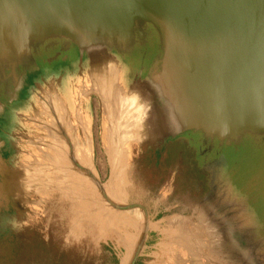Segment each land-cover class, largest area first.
Returning <instances> with one entry per match:
<instances>
[{
	"label": "water",
	"instance_id": "water-1",
	"mask_svg": "<svg viewBox=\"0 0 264 264\" xmlns=\"http://www.w3.org/2000/svg\"><path fill=\"white\" fill-rule=\"evenodd\" d=\"M174 142L211 173L217 233L229 222L244 264H264V0H0L1 229L98 238L95 207L135 209L116 195L137 150Z\"/></svg>",
	"mask_w": 264,
	"mask_h": 264
},
{
	"label": "flooded vegetation",
	"instance_id": "flooded-vegetation-1",
	"mask_svg": "<svg viewBox=\"0 0 264 264\" xmlns=\"http://www.w3.org/2000/svg\"><path fill=\"white\" fill-rule=\"evenodd\" d=\"M153 37L143 42L145 44L138 39L135 51L123 60L134 63L137 52L142 51L144 48H140L143 46L152 45ZM92 107L95 112L94 130L97 126L99 134L97 101L93 100ZM137 151L139 153L131 160L132 185L129 190L133 198L130 203L143 209L148 220L159 223L162 228H156L159 234L149 232L134 264H244V253L236 231L232 235L231 224L223 220L226 229L217 233L218 223L222 219L218 205L212 202L214 197L210 196L211 173L202 166L195 148L190 144L185 146L174 142L154 150L149 156L142 150ZM207 161L204 157V166ZM110 174L108 166L107 174L104 176L101 173L102 180H108ZM40 211L45 212V208L42 207ZM3 212L0 207V221ZM167 217L170 219L166 220ZM169 220L168 227H163V223ZM45 223L52 225V222L44 219L38 221L37 226L27 220L25 235L7 233L9 226L0 228V264L120 262V253L113 243L100 241L97 244L94 238L68 241L66 229L61 223H54L53 226L62 233L53 235ZM171 223L175 228V238L171 235ZM2 230L6 233L2 234ZM124 252L121 249V253Z\"/></svg>",
	"mask_w": 264,
	"mask_h": 264
},
{
	"label": "rangeland",
	"instance_id": "rangeland-1",
	"mask_svg": "<svg viewBox=\"0 0 264 264\" xmlns=\"http://www.w3.org/2000/svg\"><path fill=\"white\" fill-rule=\"evenodd\" d=\"M95 137H96V164H97V167L99 169L100 175L102 173L105 176L107 174L109 164L107 162V159L105 157V154L103 153L102 147H101L100 142H99L98 127L97 126L95 129ZM109 169H110V166H109ZM79 172L81 173L79 175H83L85 178V175H84L85 173H83V171H79ZM80 178L82 179L83 177L80 176ZM130 186L127 188V190H128L127 196L129 195L128 202L131 201L133 198L131 196V192L129 190ZM78 190L79 189H77L76 192ZM119 190H120L119 187L115 188L114 192L116 193ZM116 196H118L119 201L124 202L120 191H119V193L117 192ZM95 209H96V213L94 214L95 218L90 219V223L88 224V226H90V228H92V231L97 232L96 236L98 238L93 237V236H87V237H83L82 240L83 239H89L90 240V239L94 238V239H96L95 241L97 244H100V241L101 242L103 241V242L108 243V244L113 243L114 246L116 248H118V251L120 253V262L115 261V264H127L131 260V257L133 256V254L136 253L135 249L139 245V244L135 245V243H136V239H137V236L139 234V231L141 230V224L142 223L139 222V225H138V223L131 217V215H129L130 212H125V213L119 214L118 210L114 209L112 207V205H108L105 207H95ZM153 217H155V216H153ZM136 218H137V214H136ZM137 219H139V215H138ZM167 219H170V218L167 217L166 220ZM66 222H67V220L65 221V223ZM169 222H170V220L167 222H164L163 227H166V226L168 227ZM166 223H167V225H166ZM171 225H172V223H171ZM147 226H148V229H147V235L145 237V240H146L147 236L149 235L150 231H155L156 234H159L158 230L156 228H158V229L162 228V227H160L159 223H155V222L152 223L151 221L148 220V218H147ZM65 229H67V227ZM174 229L175 228L172 225V227H170V231L172 232L171 235L173 238H175V236H176V234H175L176 232ZM165 231L168 232L167 228ZM161 232L165 233L164 231H161ZM104 233L108 234V235L103 236ZM99 237H101V238H99ZM159 237H160V235H159ZM145 240H144V242H145ZM144 242L140 247V250L136 256V259L139 256V254L141 253V249L143 248ZM121 249L125 250V252L121 253Z\"/></svg>",
	"mask_w": 264,
	"mask_h": 264
},
{
	"label": "bare ground",
	"instance_id": "bare-ground-1",
	"mask_svg": "<svg viewBox=\"0 0 264 264\" xmlns=\"http://www.w3.org/2000/svg\"><path fill=\"white\" fill-rule=\"evenodd\" d=\"M124 182V181H123ZM123 185V184H122ZM121 186V185H120ZM120 189H122L123 190V186H121V187H119ZM120 193H121V196L123 197V200H124V202L125 201H128V198H129V196H125L126 194H125V192H123V191H120ZM128 194V193H127ZM130 205H131V203H130V201L128 202ZM132 206V205H131ZM129 214V213H128ZM136 214H137V218H138V213L135 211V209L133 210V211H131L130 212V214L129 215H131V217L138 223V225H139V222H141L142 224V229H143V227L145 226V222H147L146 221V219H142V218H140V219H137L136 218ZM139 217H143V216H140L139 215ZM144 225V226H143ZM103 228V227H102ZM142 229L139 231L140 233H141V231H142ZM137 238H138V236H137ZM137 244H139L138 243V240L136 239V243H135V245H137Z\"/></svg>",
	"mask_w": 264,
	"mask_h": 264
},
{
	"label": "crops",
	"instance_id": "crops-1",
	"mask_svg": "<svg viewBox=\"0 0 264 264\" xmlns=\"http://www.w3.org/2000/svg\"><path fill=\"white\" fill-rule=\"evenodd\" d=\"M131 168V167H130ZM131 171V170H130ZM129 178H130V173H129ZM132 184V183H131ZM127 193H128V190H127ZM129 196V195H128ZM132 205V204H131ZM133 206V205H132ZM134 208H135V211L140 215V216H143V214L141 213V212H139V210H141L142 212H144L143 211V209H139L138 207H135V206H133Z\"/></svg>",
	"mask_w": 264,
	"mask_h": 264
}]
</instances>
